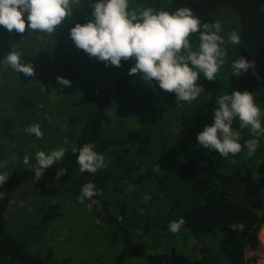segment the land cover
<instances>
[{"label": "trees", "instance_id": "obj_1", "mask_svg": "<svg viewBox=\"0 0 264 264\" xmlns=\"http://www.w3.org/2000/svg\"><path fill=\"white\" fill-rule=\"evenodd\" d=\"M93 2L80 0L71 16L45 38L57 41L69 38L71 27L91 18ZM130 6L169 12L188 7L201 23L214 22L219 8H231L237 17L232 31L241 40L239 45H223L224 48L231 45L225 61L243 56L255 63V74L249 69L239 76L228 75L223 68L215 81H209L201 73L198 83L203 92L190 104L182 101L184 109L175 116L179 100L175 93L164 92L155 81H144L138 74L131 77L133 80L135 76L138 83L130 82L125 71H129L135 60H122L119 72L109 79L93 80L89 84L84 80L85 91L90 95V111L81 123H76L75 117L66 120V128L60 129L61 139L67 140L63 146L65 156L45 169L41 177L57 178L63 189L77 198L88 182L102 191L85 199L83 204L99 208L103 236L118 246L114 264H127L130 259L142 260L144 264H254L249 253L257 245L259 231L262 230L264 237V213L259 212L264 210V160L254 166L243 160L240 168L222 169L213 151L199 145L195 122L211 119L218 107V97L233 90L258 91L257 105L264 111V0H130ZM21 37L22 41L12 51L22 53V63L34 62L33 39L26 33ZM190 43L194 50L198 48V34L190 37ZM78 56L90 58L73 42L67 60L73 61ZM23 77L26 84L32 79ZM40 82L43 89L37 87L32 93L47 108L48 81ZM113 103L116 107L119 104L128 107L129 119L134 120L111 117ZM261 122L264 126V116ZM24 124L23 115L11 116L0 110V147L11 145V136ZM249 136L259 140L258 149L264 156V135L253 137L249 131ZM84 143L95 145L94 150L104 156L107 167L95 174L79 170L78 152L72 149ZM13 148V158L17 161L24 148L20 144ZM4 166L8 165L0 164ZM9 166V178L0 188L4 192L0 199V264H68V258L55 261L51 250L42 254L28 249L33 236L31 228H22V234L8 228L6 217L13 196L19 188L34 181L35 175L27 165L18 166L13 161ZM58 168L66 169L63 177L56 176ZM129 186L134 190L130 191ZM145 196L150 199L145 200ZM179 218L184 219L182 227L192 234L197 245L191 254L175 248L151 252L134 239L137 226L144 234L151 231L158 236L174 235L169 224Z\"/></svg>", "mask_w": 264, "mask_h": 264}, {"label": "clouds", "instance_id": "obj_2", "mask_svg": "<svg viewBox=\"0 0 264 264\" xmlns=\"http://www.w3.org/2000/svg\"><path fill=\"white\" fill-rule=\"evenodd\" d=\"M79 4L80 0H0V26L21 36L27 32L51 36L71 16L73 7ZM91 8V18L86 23H76L69 30V36L78 49L116 67L121 66L122 60L134 59L129 75L138 74L144 81H155L161 90L175 93L177 99L189 104L203 92L202 85L198 83L201 73L209 81L216 80L226 62L227 53L223 45H239L241 40L236 31H231L226 41L220 34L222 24L219 21L201 23L188 7L169 12L152 7L132 8L130 0H94ZM193 34H198L199 39L195 50L190 43ZM37 39L43 40L44 36H37ZM21 58V52L9 51L2 62L16 73L33 76L34 67L30 63H22ZM231 67L232 74L237 76L249 69L255 74V63L243 56L233 61ZM56 79L62 86L71 85V81L64 77ZM216 103L218 107L213 111V123L205 125L197 133L200 146L225 158L239 154L242 145L240 132L233 129L236 120L239 128L249 129L253 137L264 135L261 122L264 111L256 104L252 92L233 90L230 94L220 95ZM25 131L38 139L44 135L39 124L30 125ZM246 146L247 155L251 157L259 147V140L250 139ZM94 148L93 143H84L78 149L73 147L72 151L78 152L77 163L81 172L95 174L107 167L104 156ZM65 152L63 147L48 153L38 151L35 166L30 165L27 155L23 163L35 173L34 180L37 181L45 169L64 158ZM65 174L64 168L56 171L58 178ZM8 178L9 174L0 173V188ZM129 190H134L133 186H129ZM97 194H102V191L88 182L83 185L78 199L83 203ZM3 196L4 192L0 191V199ZM147 199L150 197L145 196ZM184 223L183 218L172 221L169 230L175 234Z\"/></svg>", "mask_w": 264, "mask_h": 264}, {"label": "rangeland", "instance_id": "obj_3", "mask_svg": "<svg viewBox=\"0 0 264 264\" xmlns=\"http://www.w3.org/2000/svg\"><path fill=\"white\" fill-rule=\"evenodd\" d=\"M214 18L222 24L220 34L224 38L228 37L237 24L236 14L231 8H219ZM25 22L27 23L26 15ZM26 35L33 39L32 54L35 59L30 63L34 67V75L31 76L32 79L28 84L24 83L23 73H13L12 69L2 62L3 57L22 41V37L17 32H9L0 26V94L2 95L0 110L11 116L23 115L26 120L23 128L16 130L11 136L9 141L11 145L6 148L0 147L1 165L9 166V163L14 161L18 166H26L23 163L26 155L30 158V165H33L36 164L35 155L38 151L48 153L63 147L65 143L61 139L63 136L61 130L66 128V120L70 121V117H75L76 123H81L90 111V95L85 91L84 80L86 84L93 80L102 82L119 72V67L106 65L90 56L88 59L78 56L73 61H68L69 45L71 49L73 43L70 37L57 41L49 40L45 38L46 34L41 33L27 32ZM40 35L44 36L43 40L37 39ZM26 41L25 38L24 42ZM225 49L228 55L231 45H227ZM227 55L226 58L229 57ZM232 63L233 61L225 62L221 67V69H227L228 75L232 74ZM125 73L128 74L130 82L138 83L135 76L132 80L133 74L129 75V71ZM58 76L71 81V85L59 84L56 79ZM42 79L48 81L47 108L42 106L37 94L32 93V90L37 87L40 90L43 89L44 86L40 82ZM2 84L5 89L1 86ZM249 92L253 93L256 104H259L260 93L256 90ZM118 100V98L114 100L115 103H118ZM115 103L110 110L111 117H115L116 120L125 117L124 119L132 122L134 119H129L128 107L120 106V104L116 107ZM183 109L182 101L178 100L174 115L176 116ZM195 123L200 132L205 125L213 123V117ZM33 124L40 125L44 134L42 139L25 131ZM233 129L240 132L239 142L242 145V151L236 156L229 155L227 158L213 151L222 169L231 171L240 168L243 160L248 166L262 163L264 156L258 148L251 157L247 155L246 144L251 139L250 130L240 129L238 120L234 121ZM17 144L23 146L24 150L19 153L16 161L13 158L15 151L13 147ZM8 166L0 167V173H8L10 167ZM99 214V208L96 205L81 203L76 196L70 195L63 189L57 178L40 177L39 180L29 182L17 190L8 208L6 219L10 231L17 230L19 234H22L24 231L21 232L22 228H31L33 236L28 249L42 254L51 250L55 261L68 258V264H114L118 246L115 242H109L107 236H103L105 230ZM191 236L192 234L185 227H181L174 235L158 236L151 231L144 234L137 226L134 239L142 248L151 252H167L175 248L182 253L191 254L193 248L197 246ZM249 258L254 264H264L263 251H251ZM127 264H144V262L130 259Z\"/></svg>", "mask_w": 264, "mask_h": 264}, {"label": "water", "instance_id": "obj_4", "mask_svg": "<svg viewBox=\"0 0 264 264\" xmlns=\"http://www.w3.org/2000/svg\"><path fill=\"white\" fill-rule=\"evenodd\" d=\"M260 213H264V210H259ZM262 231V230H261ZM258 232V241L255 249L252 251H263L264 252V237L262 236V232Z\"/></svg>", "mask_w": 264, "mask_h": 264}]
</instances>
